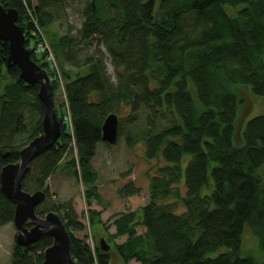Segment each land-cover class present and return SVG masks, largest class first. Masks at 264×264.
<instances>
[{
	"label": "trees",
	"instance_id": "1",
	"mask_svg": "<svg viewBox=\"0 0 264 264\" xmlns=\"http://www.w3.org/2000/svg\"><path fill=\"white\" fill-rule=\"evenodd\" d=\"M0 1L19 11L27 46L41 38L29 32L38 22L66 81L67 104L58 110L61 137L33 161L24 190L32 192L26 181L33 176V192L47 194L48 179L73 167L86 188V201H100V172L93 159L99 143L111 145L102 139L110 113L119 116V138L122 121L140 125L126 137L127 145L141 143L146 162H164L154 174L148 173L147 202L113 217L115 233H108L99 210H88L95 247L76 235L85 230L86 236L87 230L75 214L57 206L36 209L41 216L50 211L60 215L77 264H113L114 254L126 263L141 264H264L250 250L244 252V235L250 228L264 257V113L239 125L243 89L250 87L264 101V0H88L81 35L107 47L116 82L103 53L86 56V72L74 74L66 68L74 56V40L66 41L49 29L60 19L66 0ZM105 3L112 15H104ZM227 6L239 9L232 13ZM31 52L50 75L44 54L36 55L35 48ZM8 55L9 43L0 42V172L17 162L21 150L43 132L39 85L20 79L19 67H8ZM52 84L56 91L59 83ZM26 94L34 99L40 116L28 140L6 151L1 143L5 130L11 135L27 128L19 111ZM68 113L72 129L64 121ZM71 149H76L75 155L63 162ZM141 191L130 182L119 193L132 197ZM183 206L186 210L178 213ZM14 215L15 204L0 187V226L12 222ZM139 226L145 232L140 233ZM100 235L108 242L124 235L127 240L104 251ZM51 244L47 235L30 246L16 244L11 264H42Z\"/></svg>",
	"mask_w": 264,
	"mask_h": 264
},
{
	"label": "rangeland",
	"instance_id": "2",
	"mask_svg": "<svg viewBox=\"0 0 264 264\" xmlns=\"http://www.w3.org/2000/svg\"><path fill=\"white\" fill-rule=\"evenodd\" d=\"M26 1V0H24ZM88 0H66L61 11V17L50 26V33H55L60 36H65L66 41L74 40L73 46L70 49L74 54L70 62L66 64L67 69H71L74 74L78 72H86L87 66L84 65V60L88 54H104L105 62L108 72L113 82L117 81L116 70L113 65V58L108 52L107 47L99 42H94L90 39H85L81 35V29L85 21L84 8ZM230 12L236 13L238 7H230ZM113 10L108 3L104 4V15H112ZM95 37H99L97 34ZM49 40V39H48ZM101 40V38H100ZM50 44V42H49ZM51 46V44H50ZM53 54L56 58L60 74H55L59 87L54 91V103L56 109L62 110L65 104H67L66 97V81L64 78L62 67L55 55L53 47L51 46ZM41 56V54H39ZM8 80V78L6 79ZM1 85V83H0ZM250 87L242 90L245 106L240 111L241 125L245 119L264 113V101L254 95ZM19 111L22 114L23 122L27 128L20 130L19 132L12 133L11 135H4L1 143L4 150L9 151L10 147L22 145L28 140L30 134L34 130L37 119L40 114L37 110L34 99L30 94L25 95V102L19 106ZM58 111V113H59ZM60 116V113H59ZM122 135L119 141L115 145H106L105 143H99L97 149V155L93 159V165L100 172V180L97 186L98 191L102 195L100 201L93 199L89 204L85 199V186L79 181L76 175L75 169H60L58 173L48 179L47 185L49 186V192L46 194L45 201L40 205L41 209H46V206H57L60 209H66L67 213H73L77 219L85 223V230L76 232V235L87 240L93 230L89 228V209H96L101 212V218L107 223L108 233L113 234L116 232V228L112 225L113 217L121 212L127 210H136L148 200L150 179L149 174H154L157 171V166L164 164L163 161L153 159L150 162H146L143 158L145 146L141 143L134 147H129L126 143V137L129 133L133 132V129L140 128V125H131L127 120L122 121ZM6 134V133H5ZM1 147V146H0ZM76 153V149H71L69 154L65 157L63 162H68L72 156ZM264 170V167L261 171ZM33 176H30V180L26 181L27 187L30 191H34ZM133 182L136 186L141 188V193L132 197H123L119 191L128 183ZM182 195H185L186 188L181 185ZM186 208L179 207L178 213H182ZM44 211V210H43ZM145 227L139 226L138 231L140 233L145 232ZM16 235L17 229L14 222H8L0 226V264H11L15 257L16 249ZM93 235V234H92ZM105 235V234H104ZM105 238L109 245L114 243H123L127 240V236H120L113 242H108L105 236L100 235L99 240ZM94 240V239H93ZM110 246V247H111ZM264 261V257L261 255V251L258 245V239L253 234L250 228H247L244 235V252L249 251ZM216 255V254H214ZM34 258H38L34 255ZM113 264H129L120 259L114 254ZM37 264V263H33ZM131 264H141L140 262L133 261Z\"/></svg>",
	"mask_w": 264,
	"mask_h": 264
},
{
	"label": "water",
	"instance_id": "3",
	"mask_svg": "<svg viewBox=\"0 0 264 264\" xmlns=\"http://www.w3.org/2000/svg\"><path fill=\"white\" fill-rule=\"evenodd\" d=\"M18 19L19 11L5 8L0 1V42L9 43L8 67L17 65L20 79L29 85L39 84L38 96L44 107L43 132L21 150L16 163L3 166L0 186L5 196L15 204L13 222L17 229V245L30 246L47 235L52 238V244L44 251L42 264H77L72 255L70 232L60 215L50 211L41 216L36 211L46 199L45 191H23V181L33 161L55 145L62 133V123L55 108L51 78L48 71L33 60L31 50L26 45L25 29L19 25ZM119 122L116 113L106 117L102 127L105 142L111 145L118 142ZM29 223L32 225L29 226ZM100 248L104 251L111 248L105 238L101 239Z\"/></svg>",
	"mask_w": 264,
	"mask_h": 264
},
{
	"label": "built area",
	"instance_id": "4",
	"mask_svg": "<svg viewBox=\"0 0 264 264\" xmlns=\"http://www.w3.org/2000/svg\"><path fill=\"white\" fill-rule=\"evenodd\" d=\"M27 10L29 11V9L27 8ZM30 12V11H29ZM31 16H32V20L34 21V17L32 15V13L30 12ZM36 28H31L29 29V32L31 35H38L40 33V40L34 45H29V48L33 50V48H35V54L39 55V54H44V61L47 62L48 67L50 68V70H52L55 74H60L59 71V67L56 61V58L53 54V51L46 39V37L43 35L42 29L41 27L38 25V22L34 21ZM32 44V43H31ZM64 121L65 123L69 124V126L72 129V124H71V116L70 113L64 115ZM87 242L92 246L95 247V242L93 241L92 236H90L87 240Z\"/></svg>",
	"mask_w": 264,
	"mask_h": 264
},
{
	"label": "bare ground",
	"instance_id": "5",
	"mask_svg": "<svg viewBox=\"0 0 264 264\" xmlns=\"http://www.w3.org/2000/svg\"><path fill=\"white\" fill-rule=\"evenodd\" d=\"M48 74H49V72H48ZM50 76V78H51V83H52V80H57V78H56V75H55V73L54 72H52L51 71V74L49 75ZM29 85V84H28ZM36 85V84H35ZM39 85V84H38ZM53 85V84H52ZM38 92H39V90H38ZM53 94H54V90H53ZM39 97V96H38ZM40 99V98H39ZM55 108H56V106H55ZM56 111H57V114H58V117H59V113H58V109H56ZM43 118H44V116H43ZM42 124H43V120H42ZM61 137V136H60ZM60 139V138H59ZM104 141V140H103ZM105 142V141H104ZM107 143V142H106ZM21 153V152H20ZM14 163H16V162H14ZM27 176V175H26ZM24 182V181H23ZM1 185V184H0ZM1 187V186H0ZM23 191H25V192H27V193H30V192H28V191H26V190H23ZM46 193V192H45ZM45 201V200H44ZM43 201V202H44ZM39 207V206H38ZM37 207V208H38Z\"/></svg>",
	"mask_w": 264,
	"mask_h": 264
},
{
	"label": "crops",
	"instance_id": "6",
	"mask_svg": "<svg viewBox=\"0 0 264 264\" xmlns=\"http://www.w3.org/2000/svg\"><path fill=\"white\" fill-rule=\"evenodd\" d=\"M126 241V240H125ZM133 261H135V260H132V261H130V263L129 264H131Z\"/></svg>",
	"mask_w": 264,
	"mask_h": 264
}]
</instances>
